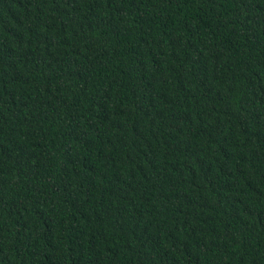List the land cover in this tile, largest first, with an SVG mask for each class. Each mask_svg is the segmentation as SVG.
<instances>
[{
    "label": "trees",
    "instance_id": "16d2710c",
    "mask_svg": "<svg viewBox=\"0 0 264 264\" xmlns=\"http://www.w3.org/2000/svg\"><path fill=\"white\" fill-rule=\"evenodd\" d=\"M0 264H264V0H0Z\"/></svg>",
    "mask_w": 264,
    "mask_h": 264
}]
</instances>
